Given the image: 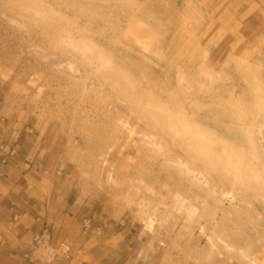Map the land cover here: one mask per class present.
<instances>
[{"label": "rangeland", "instance_id": "rangeland-1", "mask_svg": "<svg viewBox=\"0 0 264 264\" xmlns=\"http://www.w3.org/2000/svg\"><path fill=\"white\" fill-rule=\"evenodd\" d=\"M254 84L264 0H0V108L33 114L80 227L135 224L146 264H264V114L249 173L222 157Z\"/></svg>", "mask_w": 264, "mask_h": 264}, {"label": "crops", "instance_id": "crops-1", "mask_svg": "<svg viewBox=\"0 0 264 264\" xmlns=\"http://www.w3.org/2000/svg\"><path fill=\"white\" fill-rule=\"evenodd\" d=\"M1 143L15 148L17 155L6 165L0 163V264H27L22 256L46 224L56 243L71 242L75 255L69 264H146L150 237L142 236L135 224L127 229L123 221H101L94 225L100 232L83 233L84 216L65 206L55 162L36 135L32 113L1 107ZM15 216L19 219L13 222ZM85 257L89 261H82Z\"/></svg>", "mask_w": 264, "mask_h": 264}, {"label": "bare ground", "instance_id": "bare-ground-1", "mask_svg": "<svg viewBox=\"0 0 264 264\" xmlns=\"http://www.w3.org/2000/svg\"><path fill=\"white\" fill-rule=\"evenodd\" d=\"M108 62L109 61L106 59L103 60V65H108ZM250 91L255 97L251 105L247 106L245 113L246 115L245 121L248 119L253 121L249 123L245 127V129H242L240 137L243 144L241 145V144L223 143V148H222V157L223 160H226L225 161L226 168L236 173H247V172L249 173L251 164L254 162H258L260 160L257 153V148H256L257 145L255 143L256 140L254 135L257 132L254 128H256L257 126L255 125L254 119L264 114V102L256 97V94L259 92V87L257 84L252 85ZM177 124L181 127L183 131L188 132V130L190 129V126L184 117H179L177 119ZM261 134L262 133H260V135ZM198 143L200 146V150L202 152H206L207 149L211 147L213 142L208 137V135L207 136L201 135V138L198 140Z\"/></svg>", "mask_w": 264, "mask_h": 264}, {"label": "built area", "instance_id": "built-area-1", "mask_svg": "<svg viewBox=\"0 0 264 264\" xmlns=\"http://www.w3.org/2000/svg\"><path fill=\"white\" fill-rule=\"evenodd\" d=\"M16 155L15 148L5 143L0 144L1 164H8ZM18 219L19 216H15L13 222L18 221ZM93 229L97 233L100 232L99 228L94 227L92 219L85 218L82 221L83 233H88ZM74 255V249L71 245L64 242L56 243L54 241L52 230L46 224L39 233L34 235L28 251L23 254L22 259L27 264H69L74 259Z\"/></svg>", "mask_w": 264, "mask_h": 264}]
</instances>
